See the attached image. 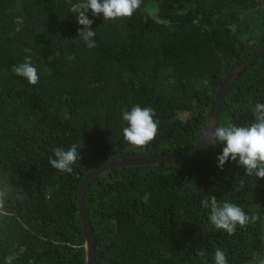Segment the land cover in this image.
I'll use <instances>...</instances> for the list:
<instances>
[{
    "label": "trees",
    "instance_id": "obj_1",
    "mask_svg": "<svg viewBox=\"0 0 264 264\" xmlns=\"http://www.w3.org/2000/svg\"><path fill=\"white\" fill-rule=\"evenodd\" d=\"M81 2L0 0V264L8 255L12 264H85L82 176L122 153L195 145L223 74L264 40V0H142L127 19L89 10L97 45L89 49L77 37ZM27 56L36 85L14 73ZM257 103L264 104V53L229 80L216 126L250 125ZM137 105L152 107L158 121L143 150L122 132V109ZM72 145L81 158L61 173L49 164L51 150ZM222 147L93 177L83 204L96 264H215L217 249L227 264L264 262V178L244 175L236 162L218 168ZM211 195L255 221L233 235L216 229L201 205Z\"/></svg>",
    "mask_w": 264,
    "mask_h": 264
},
{
    "label": "clouds",
    "instance_id": "obj_2",
    "mask_svg": "<svg viewBox=\"0 0 264 264\" xmlns=\"http://www.w3.org/2000/svg\"><path fill=\"white\" fill-rule=\"evenodd\" d=\"M141 4L142 0H82L74 8V12L78 13L77 23L82 26L77 29V37L89 49L97 46L94 40L96 32L91 28L93 21L86 15L89 10L93 16H102L104 20L127 19L133 16ZM74 58V56L68 57L69 60ZM14 73L25 78L30 85H36L40 79L30 56L25 57L24 62L14 68ZM253 111L254 122L250 125H209L203 137L208 145H223L221 154L217 156L218 168L222 169L225 162H236L243 169L244 175H254L260 179L264 178V104L257 103ZM122 119L127 122V127L122 130L123 138L136 149L143 150L158 134V121L155 119V110L152 107L137 105L130 111L122 109ZM51 151L53 156L49 157V164L61 173L71 174L72 166L81 158L75 145L67 150L54 147ZM5 197L6 192L0 189V213L5 208ZM201 205L209 210L210 223L216 229L223 230L229 235L235 233L237 225L243 228L256 219L255 216L249 217L237 204L219 202L214 195L203 199ZM25 250L21 247L19 252L23 253ZM199 254L204 253L201 251ZM15 258V255L6 256L4 264H12ZM215 264H227V258L220 249L215 252Z\"/></svg>",
    "mask_w": 264,
    "mask_h": 264
},
{
    "label": "water",
    "instance_id": "obj_3",
    "mask_svg": "<svg viewBox=\"0 0 264 264\" xmlns=\"http://www.w3.org/2000/svg\"><path fill=\"white\" fill-rule=\"evenodd\" d=\"M262 53H264V40L261 45L250 55L236 62L230 66L227 71L223 74L220 83L215 88L213 93V100L207 110L204 124L201 130L200 137L195 145L190 148L184 149L178 153H165V154H147V153H122L113 157H110L104 161H101L96 166L88 170L81 178L79 185L77 187V211L81 220V227L84 236V262L85 264H96L94 252H93V237L91 234V229L89 222L87 220L86 211L83 204V193L86 189L88 183L95 177L100 171L117 165H148L154 164L162 161L173 160L177 158H182L186 155L194 153L196 151L204 149L208 144L204 140L203 134L209 125L216 126V118L219 103L223 92L225 91L229 80L236 75L244 67L248 66L253 60L258 58Z\"/></svg>",
    "mask_w": 264,
    "mask_h": 264
},
{
    "label": "rangeland",
    "instance_id": "obj_4",
    "mask_svg": "<svg viewBox=\"0 0 264 264\" xmlns=\"http://www.w3.org/2000/svg\"><path fill=\"white\" fill-rule=\"evenodd\" d=\"M254 32V31H253Z\"/></svg>",
    "mask_w": 264,
    "mask_h": 264
}]
</instances>
